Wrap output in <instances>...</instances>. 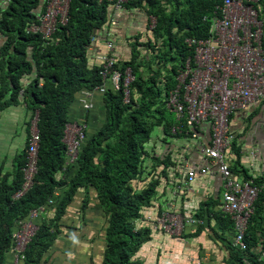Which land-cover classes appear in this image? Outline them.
Listing matches in <instances>:
<instances>
[{
  "label": "trees",
  "instance_id": "obj_1",
  "mask_svg": "<svg viewBox=\"0 0 264 264\" xmlns=\"http://www.w3.org/2000/svg\"><path fill=\"white\" fill-rule=\"evenodd\" d=\"M222 1L128 0L124 4L140 7L157 20L151 35L134 37L130 58L116 56V67L131 66L136 76L130 86V101H124L123 88H107L103 93L105 120L92 132L87 128L79 159L73 164H66L65 129L78 93L94 90L103 81L89 47L96 32L108 23L111 3L71 0L68 23L61 25L49 42L27 31L46 10L48 1L42 6L41 0H11L0 7V34L5 37L0 45V110L20 103L33 113L38 110L41 133L34 186L21 198H13L23 184L27 147L19 156L13 181L8 175L0 178V264H5L12 249L17 220L26 219L33 208L55 205L54 219L39 224L26 250L24 264H40L58 234L53 227L80 189L87 194L84 208L89 205L90 190H94L107 216L103 264H144L137 254L151 239L153 226L144 211L155 205L170 167L184 166L175 164L178 160L174 161L171 150L158 151V142L153 140L158 128H162L161 142L166 144L171 137L188 135L186 122L182 123L185 129L173 132L180 122L167 107L169 93L194 53L186 39L209 35ZM259 8L264 17V0ZM230 167L233 173L244 174L262 187L246 232L249 248L242 251L229 246L232 261L264 264V232L258 227L264 219V183L243 167ZM57 191L63 196L56 197Z\"/></svg>",
  "mask_w": 264,
  "mask_h": 264
},
{
  "label": "crops",
  "instance_id": "obj_2",
  "mask_svg": "<svg viewBox=\"0 0 264 264\" xmlns=\"http://www.w3.org/2000/svg\"><path fill=\"white\" fill-rule=\"evenodd\" d=\"M47 1L41 0L42 6ZM8 3L0 0V7L4 8ZM156 20L155 15H149L140 7L116 8L111 5L108 23L96 32L89 47L95 61L99 64L98 57L110 52L108 40L114 42L113 51L118 58H130L134 37L141 34L145 39L151 35ZM4 40L0 34V45ZM83 100L91 102L92 107L85 108ZM104 108L103 92L84 89L72 104L70 122L84 121L92 132L105 120ZM33 114L24 103L0 110V178L8 175L9 181H13L19 156L28 145ZM6 125L20 126V135H16L14 128L4 129ZM231 129L236 136V145L227 151L230 166L243 167L264 183V101L236 111L231 118ZM3 133L6 134L3 136ZM163 137L162 128H158L153 140L158 142L157 150L161 153L171 150L174 161L178 160L175 164L184 163V166L170 167L168 178L162 180L155 205L145 209L144 215L154 223L164 209L171 208L194 221L187 224L181 237L151 226V239L143 244L137 257L144 264H237L232 261L229 248L234 246L237 230L222 208L223 179L215 166L210 172H201L203 167L211 165V159L202 153V147L211 142L210 122L203 121L199 125L196 138L174 136L166 144L161 142ZM191 169L196 171L193 178L189 175ZM242 175L234 173L235 177L245 179ZM86 195V191L80 189L57 227H53L58 234L43 253L40 264H103L107 216L94 190H90L89 205L84 208ZM61 196L63 192L57 191L56 197ZM55 214V205H49L36 221L38 224L51 223ZM258 227L263 233L264 219H260ZM14 256V252L9 251L5 264H13Z\"/></svg>",
  "mask_w": 264,
  "mask_h": 264
},
{
  "label": "built area",
  "instance_id": "obj_3",
  "mask_svg": "<svg viewBox=\"0 0 264 264\" xmlns=\"http://www.w3.org/2000/svg\"><path fill=\"white\" fill-rule=\"evenodd\" d=\"M11 0H6L10 2ZM111 3L116 8L128 0H99ZM262 0H223L217 5L207 37H189L186 42L193 48L186 66L178 76V84L169 93L167 107L173 111L179 124L174 132L185 129L193 138L203 121L210 122L211 142L202 147V153L211 159V165L203 167L202 173L210 172L215 166L223 179L222 208L235 223L237 230L234 245L246 251L249 244L246 232L255 202L262 187L254 179L234 176L227 159V151L236 139L231 129V117L238 110L248 109L256 102L264 101V17L260 16ZM71 0H48L46 10L37 21L27 27L28 33L40 34L44 40H52L54 33L69 21ZM259 5V6H258ZM153 23H156L154 21ZM110 52L100 55L99 66L102 83L94 90L106 92L109 86L123 88L124 101L129 102L131 83L136 76L131 68L116 67L114 42L107 41ZM42 81V78H41ZM23 93V91L21 92ZM85 108L92 103L83 100ZM30 138L23 172V184L13 195L14 199L24 196L35 184L39 171L41 133L38 125L39 111L31 118ZM86 122H69L66 125L64 142L67 145V162L76 163L86 139ZM196 174L189 172L190 178ZM54 201H49L52 204ZM47 205L30 210L26 219H19L13 233V264H24L26 250L36 235V221ZM191 217H185L171 208L164 209L153 225L173 236L181 237Z\"/></svg>",
  "mask_w": 264,
  "mask_h": 264
},
{
  "label": "rangeland",
  "instance_id": "obj_4",
  "mask_svg": "<svg viewBox=\"0 0 264 264\" xmlns=\"http://www.w3.org/2000/svg\"><path fill=\"white\" fill-rule=\"evenodd\" d=\"M12 128H14V129H16L17 130V136H19L20 135V131H21V127L20 126H9V125H6L5 127H4V129H12ZM3 130V129H2ZM6 133H3L2 135L4 136Z\"/></svg>",
  "mask_w": 264,
  "mask_h": 264
}]
</instances>
